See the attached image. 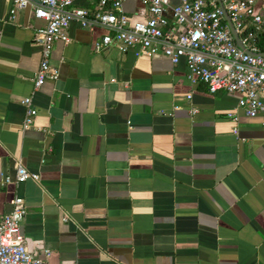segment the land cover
I'll use <instances>...</instances> for the list:
<instances>
[{"label": "crops", "instance_id": "0c3cea01", "mask_svg": "<svg viewBox=\"0 0 264 264\" xmlns=\"http://www.w3.org/2000/svg\"><path fill=\"white\" fill-rule=\"evenodd\" d=\"M121 10L146 16L136 0ZM40 25L28 9L0 23V218L22 199L27 251L47 264H264V119L191 85L158 46L94 51L107 31L74 21L50 54L56 79L33 90ZM17 162L38 180L16 182Z\"/></svg>", "mask_w": 264, "mask_h": 264}, {"label": "built area", "instance_id": "2783aa9c", "mask_svg": "<svg viewBox=\"0 0 264 264\" xmlns=\"http://www.w3.org/2000/svg\"><path fill=\"white\" fill-rule=\"evenodd\" d=\"M8 4L2 22H12L16 14L28 9L41 25L34 29V43L39 48V62L32 89L54 80L57 72L49 65L57 42H68L67 29L74 21L80 28L100 27L107 31L92 43L94 51L115 47L119 52L146 51L159 47L172 65L183 61L191 85H202L208 93L236 94L235 108L246 118L264 119V53L256 46L255 35L264 25V11L254 9L255 0H220L241 45L253 54L239 50L222 19L215 0H136L145 7L146 16L132 21L122 13L126 0H94L92 9L72 7L73 0H0ZM174 1V4H171ZM264 7V0H262ZM256 54V55H255ZM190 99V95H186ZM23 106L22 129L31 126L36 114L30 97ZM195 108L189 115L196 114ZM233 124L237 116L228 113ZM236 128L232 135L236 136ZM16 182L37 181L16 163ZM11 211L0 218V264H47L45 259L27 251L21 233L25 215L22 199H12ZM49 255L44 251V257Z\"/></svg>", "mask_w": 264, "mask_h": 264}, {"label": "water", "instance_id": "95a60500", "mask_svg": "<svg viewBox=\"0 0 264 264\" xmlns=\"http://www.w3.org/2000/svg\"><path fill=\"white\" fill-rule=\"evenodd\" d=\"M215 2H216L217 7L220 10L222 19L225 22V24L227 26V29H228V31H229V33H230V35H231L236 47L239 50L243 51L244 53L253 54V53H250L249 51H247L246 49H244V47L241 45V43H240V41H239V39H238V37H237V35H236V33H235L230 21H229L225 11L223 10V7H222V4H221L220 0H215ZM259 55H264V53H260Z\"/></svg>", "mask_w": 264, "mask_h": 264}, {"label": "trees", "instance_id": "16d2710c", "mask_svg": "<svg viewBox=\"0 0 264 264\" xmlns=\"http://www.w3.org/2000/svg\"><path fill=\"white\" fill-rule=\"evenodd\" d=\"M256 46L260 51H264V25L263 29L255 35Z\"/></svg>", "mask_w": 264, "mask_h": 264}]
</instances>
